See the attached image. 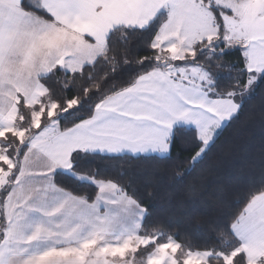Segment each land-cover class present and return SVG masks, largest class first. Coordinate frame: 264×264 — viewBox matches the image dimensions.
Segmentation results:
<instances>
[{"label": "snow or ice", "instance_id": "obj_1", "mask_svg": "<svg viewBox=\"0 0 264 264\" xmlns=\"http://www.w3.org/2000/svg\"><path fill=\"white\" fill-rule=\"evenodd\" d=\"M264 0H0V264H264Z\"/></svg>", "mask_w": 264, "mask_h": 264}, {"label": "trees", "instance_id": "obj_2", "mask_svg": "<svg viewBox=\"0 0 264 264\" xmlns=\"http://www.w3.org/2000/svg\"><path fill=\"white\" fill-rule=\"evenodd\" d=\"M264 137V128L261 127L259 120H244L225 133L224 139L232 141L233 152L229 160H226L225 167L231 163L241 161L244 157L245 149H251L258 146Z\"/></svg>", "mask_w": 264, "mask_h": 264}]
</instances>
